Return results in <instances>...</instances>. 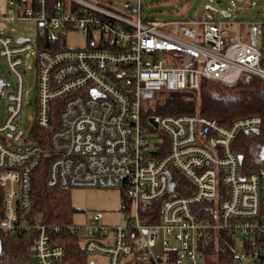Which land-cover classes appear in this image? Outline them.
Wrapping results in <instances>:
<instances>
[{"label":"built area","instance_id":"built-area-1","mask_svg":"<svg viewBox=\"0 0 264 264\" xmlns=\"http://www.w3.org/2000/svg\"><path fill=\"white\" fill-rule=\"evenodd\" d=\"M217 12L160 21L143 18L141 0H0V23L38 26L34 43L0 30V62L13 78L0 112V232L30 237L34 264H69L66 246L54 240L64 234L108 264H197L215 258L205 247L216 250L221 233L234 239L235 264H264V158L246 172L234 148L261 118L222 125L195 114L146 116L167 92L197 91L201 78L264 80V18ZM70 29L86 37L84 47L58 43ZM33 47L27 138L19 126ZM0 81L1 94L9 85L1 70ZM144 123L159 130L156 143ZM42 162L48 188L120 190L122 223L33 216L32 174Z\"/></svg>","mask_w":264,"mask_h":264},{"label":"trees","instance_id":"trees-1","mask_svg":"<svg viewBox=\"0 0 264 264\" xmlns=\"http://www.w3.org/2000/svg\"><path fill=\"white\" fill-rule=\"evenodd\" d=\"M162 114H195L222 125H230L234 119L244 116H259L261 124L257 132H242L234 143L237 154L241 156L242 169L246 172L256 169L258 157L264 149V80L255 77L248 83L227 85L201 78L197 91L167 92L161 101L146 112V116ZM45 180L46 162H42L32 174L34 203L31 214L50 223H72L75 209L71 206L68 189L48 188ZM2 197L3 191L0 190V218ZM0 238V264H34L29 254L30 237H12L0 232ZM54 240L66 246V261L69 264H90L89 256L77 238L64 234L55 236ZM233 247L234 239L221 233L216 250L213 245L205 247L208 255L212 252L215 254L209 264H235Z\"/></svg>","mask_w":264,"mask_h":264},{"label":"rangeland","instance_id":"rangeland-1","mask_svg":"<svg viewBox=\"0 0 264 264\" xmlns=\"http://www.w3.org/2000/svg\"><path fill=\"white\" fill-rule=\"evenodd\" d=\"M142 16L146 19L154 20H174L181 17H189L200 14L206 6L214 15H220V10H227L233 19H262L264 18V0H141ZM0 30L11 36L25 37L34 43L36 40V31L38 26L31 21H19L16 19L3 21L0 23ZM58 43L62 47H84L86 37L76 29H70L65 35H60ZM36 48H31L29 54L25 57L26 93L24 99V108L20 115V130L23 137L29 138L30 122L35 116V86L33 82L34 60L31 57ZM0 70L9 85L0 94V112L3 114L5 93L12 89L13 78L6 71L5 66L0 62ZM29 124V125H27ZM148 128L150 143H156L162 135L157 128ZM22 138L16 143H21ZM69 199L71 206L75 209L72 215V224L84 225L99 215L98 221L109 225L122 223L124 197L120 190L115 188H70ZM33 260L32 252H29ZM96 264H108L107 257L103 254H94L89 256ZM214 257H203L197 260V264H209ZM122 264H133L129 259H122Z\"/></svg>","mask_w":264,"mask_h":264},{"label":"water","instance_id":"water-1","mask_svg":"<svg viewBox=\"0 0 264 264\" xmlns=\"http://www.w3.org/2000/svg\"><path fill=\"white\" fill-rule=\"evenodd\" d=\"M222 14H223L224 16H227V15H228V13L225 12V11H223ZM1 85H2V82L0 81V88H1ZM148 121H149V123H151L153 126H156V125H157V120H156L155 117H149V118H148ZM254 132H257V129H255ZM260 156H261L262 158H264V149L260 152ZM238 159L241 160V156H240V155H238ZM172 186H173L172 183H170L169 187L172 188ZM98 217H99V215H96V218H98ZM0 251H1V238H0ZM91 264H93V263H91Z\"/></svg>","mask_w":264,"mask_h":264},{"label":"crops","instance_id":"crops-1","mask_svg":"<svg viewBox=\"0 0 264 264\" xmlns=\"http://www.w3.org/2000/svg\"><path fill=\"white\" fill-rule=\"evenodd\" d=\"M206 8H209V6H206ZM89 263H90V264H91V263L96 264L93 260H90V259H89Z\"/></svg>","mask_w":264,"mask_h":264}]
</instances>
